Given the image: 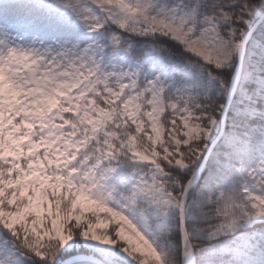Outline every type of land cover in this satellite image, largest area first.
Listing matches in <instances>:
<instances>
[{"label": "snow or ice", "instance_id": "obj_1", "mask_svg": "<svg viewBox=\"0 0 264 264\" xmlns=\"http://www.w3.org/2000/svg\"><path fill=\"white\" fill-rule=\"evenodd\" d=\"M258 226L264 0H0V264H264Z\"/></svg>", "mask_w": 264, "mask_h": 264}, {"label": "rangeland", "instance_id": "obj_2", "mask_svg": "<svg viewBox=\"0 0 264 264\" xmlns=\"http://www.w3.org/2000/svg\"><path fill=\"white\" fill-rule=\"evenodd\" d=\"M112 225L110 224V225H108V228H110Z\"/></svg>", "mask_w": 264, "mask_h": 264}, {"label": "trees", "instance_id": "obj_3", "mask_svg": "<svg viewBox=\"0 0 264 264\" xmlns=\"http://www.w3.org/2000/svg\"><path fill=\"white\" fill-rule=\"evenodd\" d=\"M258 227H264V226H258Z\"/></svg>", "mask_w": 264, "mask_h": 264}]
</instances>
